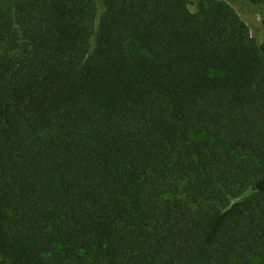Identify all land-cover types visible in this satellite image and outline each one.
Segmentation results:
<instances>
[{"label":"trees","instance_id":"1","mask_svg":"<svg viewBox=\"0 0 264 264\" xmlns=\"http://www.w3.org/2000/svg\"><path fill=\"white\" fill-rule=\"evenodd\" d=\"M190 4L0 0V264H264V41Z\"/></svg>","mask_w":264,"mask_h":264},{"label":"rangeland","instance_id":"2","mask_svg":"<svg viewBox=\"0 0 264 264\" xmlns=\"http://www.w3.org/2000/svg\"><path fill=\"white\" fill-rule=\"evenodd\" d=\"M201 1H207V0H190V8L192 11H197L199 9V5ZM231 4V6L234 8V10L243 17L244 20L250 21L251 19H254L257 23V27L253 29V36L256 38V40L261 43L264 41V28L262 26V13L259 11H253V9H248L245 7L242 2H239L237 0H228ZM250 23V22H249ZM129 48L132 52L141 54L145 53V50L139 46L137 43L129 42ZM215 74V72H213Z\"/></svg>","mask_w":264,"mask_h":264}]
</instances>
